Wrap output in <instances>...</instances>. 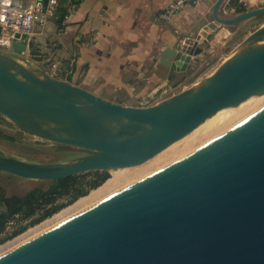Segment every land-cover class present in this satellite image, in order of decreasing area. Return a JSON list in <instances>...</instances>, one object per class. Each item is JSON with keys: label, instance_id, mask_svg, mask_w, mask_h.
Listing matches in <instances>:
<instances>
[{"label": "water", "instance_id": "95a60500", "mask_svg": "<svg viewBox=\"0 0 264 264\" xmlns=\"http://www.w3.org/2000/svg\"><path fill=\"white\" fill-rule=\"evenodd\" d=\"M216 0L189 49L168 47L161 61L186 70L220 26L264 16V2L232 13ZM222 9L230 15H223ZM232 14V15H231ZM264 25L203 83L152 105L117 102L24 67L0 50V112L21 128L88 153L34 162L0 149V170L55 180L143 163L184 126L264 82ZM28 38L12 43L24 54ZM0 264H264V103L216 137L64 218L0 255Z\"/></svg>", "mask_w": 264, "mask_h": 264}, {"label": "crops", "instance_id": "0c3cea01", "mask_svg": "<svg viewBox=\"0 0 264 264\" xmlns=\"http://www.w3.org/2000/svg\"><path fill=\"white\" fill-rule=\"evenodd\" d=\"M172 1L64 0L62 10L68 14L63 28L58 17L37 24L23 55L58 78L134 105V98L150 93L151 87H140L151 74L147 68L157 61L165 66L161 61L164 49L184 51L189 42L193 44L210 21L216 0H191L171 20L161 19L160 12ZM263 2L237 0L232 13L255 9ZM222 13L230 15L224 9ZM262 17L237 24L260 25ZM224 28L220 26L216 33H223Z\"/></svg>", "mask_w": 264, "mask_h": 264}, {"label": "rangeland", "instance_id": "374dc122", "mask_svg": "<svg viewBox=\"0 0 264 264\" xmlns=\"http://www.w3.org/2000/svg\"><path fill=\"white\" fill-rule=\"evenodd\" d=\"M260 19L261 20L264 19V16ZM263 25H264V21L260 25H255V26H254V24H251V23L235 24V26L224 25L223 27H225L224 28L225 30L222 31L223 33L217 34L216 32H214V34L212 35L211 39L208 42L201 41L198 44V46L202 48V52L193 56V59L190 62L189 66L186 70H181V71L171 70V68L169 66H166V65L163 66V64H161V63L158 64L157 63L158 61L156 63H153L151 66H149L147 68V70L151 72L149 78L146 80V82L141 83V85H140L142 90L145 87H147V88L151 87L150 93H148V95H146V96L142 95L139 99L134 98L133 104L134 105H136V104L137 105L138 104L152 105V104L160 102V101H162L168 97H171L175 94H178L184 90H187L191 87H194V86H197V85L203 83L223 63V61L228 57V55L247 37V35H249L253 31H255L257 28H259L260 26H263ZM192 45H193L192 42L191 43L189 42V45L185 50L189 49L190 46H192ZM0 50L9 53L10 57L13 60H15L17 63L21 64L24 67L35 66L34 63L31 61H28L27 58L22 53L15 54L12 49H6V48H2V47H0ZM125 101L129 102L130 99L127 97V98H125ZM219 108L220 107L214 109L209 114L211 115L214 111L218 110ZM253 108H254V106H253ZM250 110H251V107H250ZM247 111H249V110H247ZM242 114H244V112L241 113V115ZM208 115H205L204 117H201L195 121L196 122H199V121L202 122L203 121V123H204L207 120V118L210 116V115L209 116ZM238 116H240V115H237V117ZM234 118H236V116ZM194 123L195 122L193 121L192 123L188 124L189 127L187 125H186L187 127L185 126L186 128L183 127L186 129V131H185L186 133L185 132L182 133L183 134L181 136L182 138H183V136L185 138H187L188 135H191L190 131L193 132L194 130H192V129H195L197 127L196 123H195L196 127H195V125H191ZM203 123H201V124H203ZM183 128H181V129H183ZM213 132H215V131H213ZM176 135H177V133H176ZM176 135L173 138H176ZM185 138H184V140H185ZM198 138H200V135H197L196 139H194V140L190 139L188 141L185 140L183 142L182 141L183 139H180L181 142L179 141V144L178 145L176 144L177 146L175 145L176 147L173 146L172 149L169 151V153L168 152L166 153V155H165L166 157L163 156L164 158L162 157L161 159L171 160L174 157H178L180 155H181L180 157H182V156L186 155L187 153L191 152L188 148L193 147L196 144H198L199 143L198 141L202 140L204 137L197 140ZM203 140L200 142H203ZM192 141L194 142V144L191 143ZM169 142H167L166 145H168ZM187 142L189 144H187ZM190 143L192 144V146H190L191 145ZM186 144L189 146L187 147ZM173 148H174V150H173ZM0 149H2L6 153H8L14 157H17L19 159L26 160V161H34V162L63 161V160H68V159L75 158V157H78L81 155H85L88 153L87 149L79 147V146L64 144V143H59V142L43 139V138H41V137H39V136H37V135L27 131V130L21 128L19 125L14 123L8 116L2 114L1 112H0ZM169 154H171V155H169ZM167 161L168 160H166V162ZM159 162H162V160ZM162 163H164V162H162ZM158 166H159V164H158ZM158 166L156 165V167H158ZM151 168L149 171H151ZM117 169L118 168L110 169V170H103V171H106L105 173L107 174L108 177L102 183H100L98 186H90V184L87 181H88V179H91L92 176L88 175L86 177V179L83 180V182H84L83 186L87 187V189H88V191L85 194L79 196L77 199L72 200V201H69V198H65V199L60 200L59 203H61V204L64 203V205L60 209H58L56 212H54L52 215L47 216L42 220L34 222V219L36 217H38L39 214H36L35 216H33L31 218H24V217H22V215H18L15 218H13V220L8 224L7 229L3 233H1V235H0V248L4 246L3 248H1V250H5L7 248L3 252L0 251V255L5 253L8 250L14 248V247H11V244L13 242L17 241L18 239H20L24 236V238L21 239L23 241L19 240L21 242L17 241L16 244L13 243L14 245L17 246V245L21 244L22 242L28 240L32 236H35V234L42 232V231H37V232H35V234L33 233L27 237L25 236L27 234H30V232L32 230L34 231L36 228H39L40 225H42L43 223H45L47 221H49V220L51 221L55 218H58V219L61 218L60 217L61 215H63L65 212L69 211L76 204H78L79 202H81L85 198L86 199L89 198L94 192L99 190L101 187L104 186V184H106L109 181L108 178L109 179L113 178L112 175L114 172L117 171ZM147 171L148 170H146V172ZM146 172L145 171L139 172L136 175H134L135 177H133V179H132V177H129V180H128V178H126V180H124V178H123V180H121V181L123 182V181L128 180L127 182H125V183H128V182H130V180H134L137 177H140V176H138L139 174H141V176H142V174L146 173ZM50 181L51 180L24 178V177L9 173L7 171L0 170V187L2 189H4L5 192L9 195L10 194H24L27 191H29L33 188H36V187L47 188ZM118 182H120V181H118ZM123 183H121V184L118 183L117 186L122 185ZM115 185L110 190L114 191V189L117 187V186L115 187ZM94 197H92V200L91 199H89V200L94 202V200L96 201V200L100 199V198L94 199ZM98 197H99V195H98ZM102 197L103 196H101V198ZM87 202H88L87 205H89V201H87ZM84 205H81V206L77 205L75 207L76 208L75 212H77V210ZM87 205H85V206H87ZM78 206H79V208H78ZM71 212H73V210ZM70 214H72V213H70ZM14 245H12V246H14ZM8 247H10V248H8Z\"/></svg>", "mask_w": 264, "mask_h": 264}, {"label": "bare ground", "instance_id": "6f19581e", "mask_svg": "<svg viewBox=\"0 0 264 264\" xmlns=\"http://www.w3.org/2000/svg\"><path fill=\"white\" fill-rule=\"evenodd\" d=\"M262 57H264V42L259 46V48H258V50H257V52L255 54V60H258V59H260ZM262 103H264V82L255 85L250 90H248L246 93H244L242 96H240V97L228 102L224 106H220V108L218 110L214 111L211 115L209 114L210 116L208 115L209 117L207 118V120L204 123H203V121L202 122L201 121H199V122L194 121L196 123L197 127H196L195 123L191 124V125H195L196 128L192 129V130H194L193 132L190 131L191 135H188L189 137L188 136H187V138H185L184 136H183V138L181 137L183 135L182 133H184L186 131L185 128L188 126L187 125L186 127L184 126L185 128H183V129H181V130H179L177 132L176 138H172L168 145L165 144L162 148H160L147 161H145L143 163H140V164H136V165H131V166H125V167L118 168L117 171L113 173V175H112L113 178H111V179L108 178L109 181L106 184H104V186L101 187L99 190L94 192L91 196L92 197H94V196L96 197L97 196L96 198L94 197V199L101 198V196H104V195H107V194L113 192L110 189H112L115 184H116L115 185V187H116L118 185V183L121 184L123 182L124 183L127 182L129 180V177H132V179H133V177H135L134 175H136L139 172H142V171L146 172V170H148L146 172V173H148V172H150L149 170H150L151 167L153 168V169L151 168V171H152V170H154V168L156 169V168H158V167H160V166H162V165H164V164H166V163H168L170 161H173V159L175 160V159L179 158L181 155L178 156V157H174L171 160H169V159H161L163 156L166 155L167 152L169 153V151L172 149L173 146H175L176 144L177 145L179 144L180 139H183L182 141L184 142L185 140L188 141L190 139H192V140L196 139L197 135H200V138L204 137L203 138L204 140L202 139L203 142H200L202 140H199L200 138H198L197 140H199L198 141L199 143L196 144L193 147L188 148V149L190 151H192L193 149L198 148L199 146L203 145L207 141H209V140L213 139L214 137H216L221 131H223L229 125V123L232 121V119H234L235 116L237 117V115H241V113H243V112L245 113V111L247 112V110H250V107H251V109H253V106L255 108V107H257L258 105H260ZM201 123H203V124H201ZM213 131H215V132H213ZM207 135L208 136L210 135V136L208 137ZM184 138H185V140H184ZM191 143L194 144L193 141ZM187 144H189V143L187 142ZM187 144H186V146L188 147L189 145H187ZM190 146H192V144ZM173 150H174V148H173ZM169 155H171V154H169ZM161 160L164 163L159 162ZM166 160H168V161L166 162ZM158 164H159V166H158ZM156 165L158 167H156ZM146 173H143V174H146ZM138 176H141V174H139ZM123 178H124V180H126V178H128V180L122 182L121 180H123ZM118 181H120V182H118ZM130 181H132V180H130ZM124 183L122 185L117 186V187L120 188L123 185L127 184V183H125V184ZM117 187L115 189H118ZM98 195H99V197H98ZM91 196L89 198H87V199L85 198L84 200H82L81 202L76 204L73 208H71L69 211L65 212L63 215L60 216L61 218H59V219L55 218V219H53L51 221L49 220V221L43 223L42 225H40L39 228H36L34 231L32 230L30 232V234H27L25 236L27 237V236H29V235H31L33 233L35 234V232H37V231H43L44 229L49 228L50 226H52L53 224L57 223L58 221L64 219L65 217L72 215L73 213H75V209H76L75 207L77 205H79V206L84 205V204L87 205L88 204L87 201H89V204H90L92 202L91 201L92 200ZM89 199H91V200H89ZM79 206H78V208H79ZM84 206H82L81 208H83ZM81 208H79V209H81ZM79 209L77 211H79ZM72 210H73V212H71ZM69 212L72 213V214H70ZM23 238H24V236L22 238L18 239L17 241H19V240H21ZM17 241H15L13 243L16 244ZM21 241H23V240H21ZM21 241H19V242H21ZM13 243L11 244V247H15L16 246ZM12 245H14V246H12ZM3 247H1V248H3ZM1 248H0L1 252L5 251L7 249L5 247L6 248V249L4 248L5 250H1ZM8 248H10V247H8Z\"/></svg>", "mask_w": 264, "mask_h": 264}, {"label": "trees", "instance_id": "16d2710c", "mask_svg": "<svg viewBox=\"0 0 264 264\" xmlns=\"http://www.w3.org/2000/svg\"><path fill=\"white\" fill-rule=\"evenodd\" d=\"M63 4L64 0L60 2L56 10V17H58V23L61 28H63L64 19L68 14L66 13L67 9L65 12L62 10L64 8ZM105 172L93 170L51 180L47 188L36 187L24 194L9 195L0 187V235L7 229L13 218L18 215H22L24 218H31L39 214L34 219V222L52 215L64 205V203H59L60 200L69 198V201H72L88 191L87 187L83 186V180L88 175L92 176L87 181L90 186H98L108 177Z\"/></svg>", "mask_w": 264, "mask_h": 264}, {"label": "built area", "instance_id": "2783aa9c", "mask_svg": "<svg viewBox=\"0 0 264 264\" xmlns=\"http://www.w3.org/2000/svg\"><path fill=\"white\" fill-rule=\"evenodd\" d=\"M63 0H0V47L12 49L13 41L28 38L29 46L33 40L37 24L45 25L56 17V10ZM173 0L159 16L171 20L187 2Z\"/></svg>", "mask_w": 264, "mask_h": 264}]
</instances>
